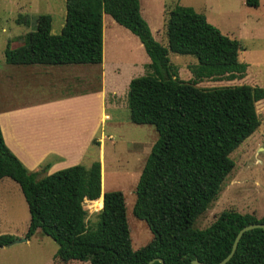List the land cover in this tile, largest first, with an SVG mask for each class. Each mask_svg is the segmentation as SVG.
Instances as JSON below:
<instances>
[{
  "label": "trees",
  "instance_id": "1",
  "mask_svg": "<svg viewBox=\"0 0 264 264\" xmlns=\"http://www.w3.org/2000/svg\"><path fill=\"white\" fill-rule=\"evenodd\" d=\"M261 0H245L258 7ZM109 14L136 34L150 57L148 72L128 86L130 120L155 125L159 137L136 186L133 213L148 223L153 239L135 249L125 194L106 191L102 197V163L76 164L46 174L48 164L29 170L8 147L0 125V178L19 184L30 221L25 237L39 230L58 244L63 262L148 264L161 257L166 264H191L198 259L216 264L231 251L245 225L264 223V214L224 210L206 228L197 219L215 201L235 167L230 154L251 136L262 120L256 103L264 87L248 83L201 87L204 79L244 78L248 64L239 59L241 41L223 33L192 6L177 3L166 14L167 45L156 40L141 14L140 0H66V20L52 32L51 14H39L24 43L5 56L12 64H99L103 61V16ZM170 52L192 55L193 79L185 80ZM101 202L94 226L84 202ZM18 237L0 235V248ZM153 264H162L155 261ZM226 264H264V229L241 237Z\"/></svg>",
  "mask_w": 264,
  "mask_h": 264
},
{
  "label": "rangeland",
  "instance_id": "2",
  "mask_svg": "<svg viewBox=\"0 0 264 264\" xmlns=\"http://www.w3.org/2000/svg\"><path fill=\"white\" fill-rule=\"evenodd\" d=\"M140 1L142 16L153 37L162 44L168 43L166 12L177 3L192 6L205 14L208 21L223 33L241 41L243 49L239 59L248 64L245 77L235 80L204 79L199 81V86L248 83L264 87V0L258 7L247 6L245 0ZM41 13L52 15V32L59 33L66 20V0H0V83H3L7 68L19 70L15 66L19 64L6 60L8 43L11 48L24 43L28 33L35 29L37 16ZM103 20L105 64H87L89 68L86 70L91 71L92 83H98L104 67L108 89L116 87L120 96L117 107L108 109L112 117L106 119L100 134L93 141L90 155L81 164L88 167L93 159L101 160L102 190L123 191L132 243L138 249L152 241L153 233L148 223L133 213L136 186L159 133L153 124H137L130 120L127 93L129 80L148 72L146 65L150 57L140 38L131 30L117 23L109 14H105ZM169 56L179 68L182 79H193L190 67L197 63L194 56L174 52H170ZM55 88L44 89L38 98L56 97L66 91L64 88L55 91ZM34 96L37 97V94ZM110 99L112 95L108 96ZM9 104L0 84V109H6ZM256 107L262 123L230 154L235 167L226 177L217 199L197 219L195 225L198 228L210 226L224 210L251 213L257 217L264 214V99L258 101ZM84 205L89 224L94 226L101 208L88 200ZM29 221L28 204L19 184L9 177L0 178V235L18 237L12 244L0 248V264H91L90 261L63 262L57 259L58 244L39 230L30 239L18 241L25 238Z\"/></svg>",
  "mask_w": 264,
  "mask_h": 264
},
{
  "label": "crops",
  "instance_id": "3",
  "mask_svg": "<svg viewBox=\"0 0 264 264\" xmlns=\"http://www.w3.org/2000/svg\"><path fill=\"white\" fill-rule=\"evenodd\" d=\"M104 62L103 38V61L99 64ZM86 65L36 63L15 65L19 70L6 69L0 84L10 104L0 109V125L6 144L29 170L38 171L48 164V174L83 163L106 119L112 117L108 109L117 107L118 89H108L104 67L98 83H92ZM50 88L66 91L56 97L38 98Z\"/></svg>",
  "mask_w": 264,
  "mask_h": 264
},
{
  "label": "water",
  "instance_id": "4",
  "mask_svg": "<svg viewBox=\"0 0 264 264\" xmlns=\"http://www.w3.org/2000/svg\"><path fill=\"white\" fill-rule=\"evenodd\" d=\"M264 149V147H263ZM254 228H263L264 229V223H251V224H248V225H245L243 228L240 229V231L238 232L234 242H233V245H232V249L231 251L229 252V254L223 259L221 260L220 262L216 263V264H226L232 257L233 255L235 254V251L237 249V246H238V243L241 239V237L243 236V234L248 231V230H251V229H254ZM28 238L25 237L21 240H18V241H22V240H27ZM155 261H159L160 263L162 264H166V262L164 261L163 258L161 257H155L153 259H151L148 264H153ZM191 264H207L205 262H202L198 259H194Z\"/></svg>",
  "mask_w": 264,
  "mask_h": 264
},
{
  "label": "bare ground",
  "instance_id": "5",
  "mask_svg": "<svg viewBox=\"0 0 264 264\" xmlns=\"http://www.w3.org/2000/svg\"><path fill=\"white\" fill-rule=\"evenodd\" d=\"M95 204L100 206L102 204V202L97 201V202H95Z\"/></svg>",
  "mask_w": 264,
  "mask_h": 264
}]
</instances>
